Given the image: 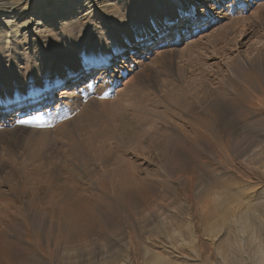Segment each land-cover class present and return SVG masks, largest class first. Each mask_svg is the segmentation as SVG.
<instances>
[{"label": "bare ground", "instance_id": "bare-ground-1", "mask_svg": "<svg viewBox=\"0 0 264 264\" xmlns=\"http://www.w3.org/2000/svg\"><path fill=\"white\" fill-rule=\"evenodd\" d=\"M88 1H90V0H88ZM118 1L120 2L119 4H112V5L107 6V13L104 12L105 13L104 14L103 12H100L102 15H99V13L96 12V11H99V6L96 4V2L94 0H91L87 4L86 9H88V5L90 6L93 4V6L95 7L94 13L95 12L97 13L96 16L94 15L93 11H91V15L89 17H87V16L83 17L84 21L86 19V22L82 21L81 23L77 24V30H78L77 35H75L73 37H69L66 34H63V35H60L61 39H59L58 37L56 38L53 35L52 36L51 35L46 36L47 33L50 34V31L46 30V28L48 27L47 25H49L48 23L55 24V23L60 22L61 20H67L68 17L70 16L69 15V12H70L69 6L70 5L72 6L73 5L72 3H75L76 0H0V79H1L0 90H2V89L4 90V94L1 95V98H0V131L1 130L8 131V130L12 129L14 131V134H17L19 132L23 133V131H26V129H27L26 126H25V129H22V126H21V128H18V127H16V125H19V124L22 125L24 123H26L28 125L29 122H32L33 124L36 122H43V124H47L48 122L50 123V121H53V120H51L49 118L48 114H50V116L53 114L54 115L57 114L58 118H59V116L61 117L62 115H64V116H66L65 119H67V116L69 114H71L72 112L80 110L82 107L84 108L83 105H84V102L86 100L94 99L92 96V94L95 93L94 91H99V92L101 91V94L104 95L103 94L104 92H108L109 89H111V87H115V85H114L116 83L115 78H114V80L110 79L112 76L111 72L114 69V67H117L118 64L121 63V64H123L124 67H129V69H131L132 65H130L129 63L136 64L137 61H138V63H140V62L142 63L143 60L150 59L151 58L150 55L153 54V52L151 51V48H150L152 46V44L158 42L159 43L157 45L158 48L164 47L166 44V40H169L168 36L170 33L169 30H170L171 26L176 25V28H177V24L180 23L181 21L186 22V21L190 20V23H196V22H198V20L207 19L212 24H215V23L220 24L221 23L220 25H218V27H216V29H215L216 31L212 35V40H210L208 42V44H209V47L212 48V50L218 48V46H219L220 50L219 51L216 50L217 52L215 51V53L217 55H219L220 57H223V58L225 55H228L227 49H229L228 48L229 44H227V43H230L229 42L230 36H232V35L236 36V34H235L236 30H238V31L240 29L243 30V29H245L246 26H251L252 27L251 30L248 28V30H247L248 32L247 31L245 32L246 34L243 32L244 37L250 41V39H253V37H254V32L252 29L254 27H256L255 28V30H256L257 26L259 25V24H257L259 22L257 20H258V18H260V16L259 15H258L259 17L256 16L257 15L256 13H255V15L249 14V10H250L249 6L254 5L255 0H136V4L132 5V6H131V2H128V0H118ZM211 3H213L212 6H211ZM222 3L225 4L223 10H221V7H217L218 5H220ZM199 5H202L201 6L203 8L202 11L204 12L203 16L205 18L199 17L197 15V9H198ZM63 7L64 8L66 7V10L64 9L65 12L63 11L64 13L63 12L62 13L61 12H54L52 15H49L51 10L55 11V10H57V9L59 10V8H63ZM134 8H136V14L131 16V11ZM216 10H217V12L215 13ZM255 12H257V11H255ZM29 14H30V16H29ZM97 15H99V16L97 17ZM255 16L257 17V20H256ZM36 17H38L36 29H39V28L44 29L45 28L44 31L42 32V34H45V37H44L45 43L44 44H40L39 41H41L40 40L41 37L38 33H36L37 30H34V32L32 34H30V37H28V38H22V39L15 40V44L13 46H11V44L9 42L8 43L6 42V38L4 35V29H6V28H10V30L14 29L15 30L14 35H16V34L22 32L25 28H28L31 25L33 19ZM254 18L257 21V23L254 22ZM14 20H16V21L13 23L12 21H14ZM250 20H253V21L250 22ZM162 21H164V22H162ZM11 23L14 25H12ZM211 23H210V25H211ZM169 24H171V25H169ZM73 25H74V23H72L70 25V27H72ZM259 26H258V28H259ZM18 27H20V28H18ZM243 31H245V30H243ZM133 32H136V33L133 34ZM175 33H177V31ZM197 33H198V30L195 28L193 30V33L190 35L195 36ZM238 35L240 36V34H238ZM238 35H237V37H239ZM258 36L260 37V35H258ZM10 37L11 36L9 35V38ZM24 37H27V36H24ZM177 37H178V35L175 36V40H174L175 42L173 45H176V43L179 41V40H177ZM257 39H259V38H257ZM232 40H233V38H232ZM239 40H241V38ZM30 41H32V43L35 44L34 45L35 51L33 53L28 52L27 55H23V53L21 52V45L24 44L26 46ZM61 41L65 42L66 46H63L60 43ZM238 41H237V43H238ZM25 42H26V44H25ZM258 42H259V40H258ZM45 44H47V45H45ZM262 44H263V42H262ZM258 45H260V44L258 43ZM196 47H198V45L194 44L193 48L184 49L183 51H181L179 53V56L184 58L185 55L189 54V55H191V56H189L191 59L190 58L189 59L192 60L193 49ZM206 47H207V45H206ZM261 47H262V45H261ZM247 48H248V46H247ZM3 49L4 50L10 49L8 56H7V60H5V61L2 58ZM26 49H28V48H26ZM208 49L206 50V52L208 51ZM255 49H257V48H255ZM139 50H142V53L145 55L136 59L135 56L137 55ZM202 50L204 51V48H201V51ZM259 50H261V49H259ZM175 51H177L175 48L174 49L163 48L161 50L156 51V53H159V55H154V57L152 56L153 58H151V60L152 61L155 60L156 62H160L166 56L168 57L169 54H175ZM209 51H211V50H209ZM84 52H87V54H89L88 56L91 55L90 58H92V56H95L93 58H94V60H96V63L93 60L90 62L88 61L84 64L78 62V60H77L78 58L76 56L79 54H83ZM196 54H198V53H196ZM204 54H205L204 52H200L201 56H199L197 58L199 60H202L203 59L202 57H204ZM128 56H130L129 60L125 61L124 59L127 58ZM214 56H216V55H214ZM253 56H255V54H253ZM261 56L258 54L256 59L261 61L260 60ZM210 57H208V58H210ZM217 58L218 57H216V59ZM18 59H20V61ZM141 59H143V60H141ZM23 60L26 62L25 65L20 64V65L16 66L18 61L21 62ZM190 60H187V61H190ZM195 61H197V60H195ZM190 62H192V61H190ZM190 62H188V63L190 64ZM253 65H254V63H253ZM214 67H216V65ZM230 67H231V69H230ZM99 70H100V72L98 74ZM1 71L3 72V74H1ZM226 72H230L231 75L230 76L223 75V77H222V74L220 76V74L217 75V73H216V75L212 74L213 76H211L212 80L219 81L220 79H222V81H224V83L222 82V83L216 84V85H219L218 89H217V86H216V89L215 88L212 89L213 86L212 87L210 86V88H207V87H204L202 85L200 88V86H198L196 83L192 84V83H186L184 81L183 82L188 84V86H186V84L182 85L183 82L180 85L176 84V83H172V84H170V87H167L165 89L166 92L164 90L165 94L163 93V95H161L160 99H163V101L151 100L153 98L150 99L149 96L145 93V90H142L140 88H133V89L131 88L130 89V87H125V89H123V90H118V93H120L121 91H123V93L119 94L118 97H116L111 102L106 103L109 106L104 105L105 109L108 108L107 110H105V111L102 110L103 112H101V110H99L96 113L89 114V115L83 114L82 116L74 118L72 123H68V121L66 120L64 125L60 126L58 129H56L55 133H57V135H59L60 140H63V143H61V145H59V147L55 144V141L53 139L50 141V137H49L50 134L49 133H47V134L34 133L33 138L29 136L30 140L33 139L35 142L34 141L26 142V143H28L26 146L27 156H29L30 161H33L34 159L39 158L40 156L42 157V155H44L48 159V161H47L48 165L51 163L49 161H53V158H54L57 161L64 163L65 164L64 168H66V170L70 171V169H71V171H70V173H71L70 178L71 179H72V177H74V175H73L74 172L75 173L80 172V177L86 178V179H82V181L87 180V177L88 178L90 177L92 180L93 179L92 176L93 177L105 176L108 178L109 177H114V178L115 177H127L128 179H132V180L139 179V180H137L138 184H139V181L141 179L147 180L148 178L149 179L153 178L154 180H155V178H160V179L162 178L163 180H164V178H166V180L169 179V182L171 179H173L176 182V184L180 180H183V181L186 180V184L189 187L188 189L192 190V189H195L197 187L200 188V193L202 195H200V194L199 195L202 196V201H200L197 198V195H196V198L201 202L200 204H202V203L204 204L203 208H205L207 213L209 212L208 209L213 210V211H218L220 204L225 205V206H229L231 208V203H232L231 201L232 200H230L231 198H229V197L231 195H233L231 193L232 189H231V187L227 186L226 183L224 184L225 181L223 182L221 180L222 178L226 177V176L222 177V175L226 172L224 170L226 167L223 169L219 168L217 166L215 167L212 161L209 162L210 161L209 158L212 159V157L216 155L217 149L220 147L226 148V146H227V148L229 150L231 144H233L231 141V132H232L231 130L236 131L239 129L240 130L243 129L245 132H247V134H246L247 136L245 135L246 139L248 140V144H249L248 149H246L247 161L249 162V161H251V159L254 160L255 158L264 156V70H262L259 67L258 68L255 67V65L252 66V62H251V65H248L246 57L245 56L243 57V54L241 55L240 52H237V58H235V59H233L232 54H231V58H230L229 65L227 67ZM5 73H8V74H5ZM88 74H89V76H87ZM227 74H229V73H227ZM85 76L88 77L87 82L80 84L81 80ZM137 77H138V75H137ZM203 77H206V76H203ZM86 78H84V80ZM2 79L4 80L3 84H1ZM211 79H210V81H212ZM195 80H197V79H195ZM58 87H60V88L58 89ZM128 88H129V91H128ZM42 89H46V96H45V100H44L45 103L39 104V101L42 97ZM0 94H1V92H0ZM230 94L231 95L235 94L237 97L231 98ZM55 96L59 97V99H57V100L54 99L53 97H55ZM189 97L191 98V100ZM15 100H17V101L20 100V102L15 103ZM53 100H54V103L56 101V103H57L56 106L53 108L48 107L47 105L51 104V102ZM162 102H163V104H162ZM218 102L220 103V106H221V108L219 107V109L217 107L218 106L217 104H219ZM165 103L176 108V113L174 115L168 113L169 110L165 106ZM16 106H20L21 108L16 113H14L13 110L15 109ZM205 106H206V108H204ZM157 107H163L164 111L163 112L162 111L156 112ZM199 108H200V110H202L201 112L199 111ZM46 113H48V114H46ZM231 114L236 115L235 117H237V115H238L240 118H238V119L236 118V120H232L234 117L232 116V118H231ZM40 116H43V117L40 118ZM174 117H176L177 120L179 121V122L177 121L178 125H176L177 124L176 123L175 124L176 128H174V127L170 128V126H168L167 124L168 123L173 124V121L175 123L176 121L174 120ZM36 124H38V123H36ZM219 132L221 135H219ZM76 138L78 140H76ZM233 139H235V138H233ZM246 139H243V140H246ZM27 141H28V139H27ZM171 141L174 142V145L170 144ZM234 143L237 144V142H234ZM57 150L60 152L59 160L54 155V153ZM221 150H222V148H221ZM225 150H227V149H225ZM225 150H224V152H225ZM226 153H228V151ZM228 154L230 155V153H228ZM155 157L158 160V163H159L158 166L159 167L157 166L156 169H153V168H151L150 164L152 165V162L154 161L153 158H155ZM222 157L224 158V156H222ZM2 158H0V159H2ZM39 159H42V158H39ZM207 159H209V161ZM232 160H234V158L231 159V162H232ZM261 161L262 160L260 159V162ZM244 162H243V164H245ZM187 163H189L188 168L186 166ZM250 163L251 162H249V164ZM1 164L2 163L0 162V166H2ZM218 164H220V162ZM200 165L203 166L202 168H205L206 170H208V172H209L208 175L200 176L198 174L200 169H201ZM70 166L73 168H70ZM221 166H222V164H221ZM246 166H248V165H246ZM48 167H50V166H48ZM0 168L2 171H4L3 167H0ZM18 168L16 166H12V171L11 172L7 171L8 175L11 176V178H14V179L17 178V176L19 175ZM241 169H242V167H241ZM250 169H251V167H250ZM250 169H246V170L249 173L253 172V170H250ZM49 170H51V169H49ZM39 171L40 170L38 169V170H36V172H32V173L37 175V174H39ZM244 171H245V169H244ZM41 173H42V171H41ZM28 175H29V173H28ZM76 175H78V174H76ZM187 175H189V176H187ZM253 176H254V174H253ZM253 176L251 175L252 178H253ZM257 176H259V174ZM77 177H79V176H77ZM80 177H79V180H80ZM219 177H222V178L220 179ZM247 178H249V177H247ZM73 179H75V178H73ZM249 179H251V178H249ZM79 180H77V181H79ZM163 180H161V181H163ZM258 180H260V179H258ZM37 181H39V180H37ZM108 181H110V178ZM141 181L143 182V180H141ZM174 181H172V182H174ZM245 181H247V180L245 179ZM86 182H88V181H86ZM172 182H170V183H172ZM252 182L255 183L254 180ZM101 183H103V182H101ZM230 183H231V181H230ZM80 184H78V182L76 184H74L73 189L77 191L80 188H82L83 186L81 185V187H80ZM105 184H106V182H105ZM105 184L104 185L101 184L102 186L100 188L97 187L98 190L101 191L100 193L102 194L101 197H99V199L97 196V198H96L97 200L102 201L103 199H105L104 192L107 193V188H106L107 185L105 187ZM146 184L145 185L147 187H148V185L150 186V184H153V186H154L155 182L149 183V181H148ZM179 184H177L178 187H180ZM145 185H143V186H145ZM182 185L183 184H181V187H182ZM184 185H185V183H184ZM258 185H260V184H258ZM84 186H86V185H84ZM118 187L119 186H117V185L116 186L112 185L111 189L113 191V194L117 195V190L119 189ZM140 187H138V188L140 189ZM150 187H152V186H150ZM154 187L156 188V185ZM170 187H171V189L174 188V187L172 188V186H170ZM134 188H136V187H134ZM155 188L152 187L151 189L154 190ZM164 188H165V186H164ZM184 188H186V186ZM20 189L22 190V189H26V188H25V186H22L21 188H19V190ZM82 189H80V191ZM123 189H124V186H123ZM162 189H163V186H162ZM171 189H169V190H171ZM144 190H145V188L142 189L141 191H144ZM152 190H150V191H152ZM157 190H158V187H157L156 191ZM166 190L169 191L168 189H166ZM176 190H178V188ZM180 190H179V192H180ZM23 191H22V193H24ZM136 191H137V189H136ZM139 191H138L137 195H139ZM197 191H199V190H197ZM254 191H256V190H254ZM119 192H121V191H119ZM129 192L126 194L129 195ZM152 192H151V194H153ZM192 192H193V190L191 191V193ZM239 192H240V190H239ZM20 193H21V191H20ZM50 193H51V195H53V193H54L55 196H51L50 198L46 197V198H49L48 201L45 198L44 199L46 200V203L48 204L49 209H50L48 212L54 213V211L57 210L56 209L58 207L57 205L60 206V204L65 202V197L63 195L59 196L61 194L58 195L55 192H50ZM123 193H125V192L122 191L121 194H123ZM133 193H134V191H133ZM154 193H155V191H154ZM171 193H173V192H171ZM121 194H119V195H121ZM126 194H125V196H126ZM160 194H162V193L160 192ZM176 194L177 193H175L173 195H176ZM247 194H248V192H247ZM192 195H190V196L188 195L189 199L191 200V205L197 206L196 205L197 202L195 204H193L194 202L192 201L193 200ZM121 196H124V195H121ZM129 196L131 197V195H129ZM129 196H127V198ZM159 196H161V195H159ZM130 197L126 201L127 203H124V204H126V206H124V204L121 202V204H123V207H126L127 209L129 207V210H131L130 208L134 209L136 206H139V203H140V202L137 203L136 200L134 201L133 200L134 197L133 198H130ZM148 197L149 196L147 195V198ZM233 197L234 196H232V198ZM127 198L125 197L124 200H126ZM178 198H182V196L178 197ZM85 199L83 198V199H79V201L76 200L73 202L76 203V205L80 206V209L82 207H85V206L90 207V203L86 202ZM96 199H94V200H96ZM152 199H149V200L152 201ZM175 199H177V195L175 196ZM97 200H96V202H97ZM173 200H174V198H173ZM183 200H186V198H184ZM237 201H239L238 198H237ZM39 202H43V201H39ZM113 202H114V200H113ZM174 202H175V200H174ZM178 202L180 203V201H178ZM242 202L244 203V201H242ZM46 203H45V206H46ZM98 203L100 205V201H98L96 204H98ZM110 203H111V205L113 204L112 202H110ZM188 203H189V200H188ZM176 204H178V203H176ZM180 204H179V206H180ZM250 204L251 203H249L247 205H250ZM30 205H32V204H30ZM185 205H187V204H185ZM94 206H96V205H94ZM107 206H108V203H107ZM173 206H175V205H173ZM31 207H33V206H31ZM61 207H63V206H61ZM117 208H118V205H117ZM243 208H244V206H243ZM263 208H264V206H263ZM94 209H93V211H94ZM136 209H137V207H136ZM174 209L175 208H173V211H177V212H173L171 210L173 214L169 210L170 213L172 214L171 217L169 218L171 220V222L172 223L173 222H182V220L186 221L185 223L190 227V232H189L190 235L188 233L187 234L192 239H189L190 237L186 233H185V237H187L189 239V241L190 240H192L193 242L200 241L202 237L199 235V233L197 234V231H196L197 224L191 216L187 215L188 214L187 211L191 210L192 208L188 209V210L183 209L184 214H186L188 216L185 218H184L185 215L183 214V212L179 211L180 208H179V210H178V208L175 210ZM247 209L249 211V208H247ZM181 210H182V208H181ZM195 210H196V208H195ZM225 210L226 209L224 208V211ZM93 211H91V213H93ZM115 211L116 210H114V212ZM185 211H186V213H185ZM45 212H44V215H45ZM85 212L87 213L86 210H85ZM97 212H99V211H97ZM111 212H113V211H111ZM201 212H203V211H201ZM228 212H229V210H228ZM230 212H231V209H230ZM242 212L243 211H241L240 213H242ZM256 212L258 213L257 210H256ZM1 213H3V212H1ZM99 213H97V215ZM109 213H110V210H109ZM116 213H118V210ZM21 214H23V213H21ZM88 214H89V212H88ZM104 214H103V217H104ZM112 214H114V213H112ZM156 215H158V214H156ZM161 215H163V214H161ZM214 215H215V213H214ZM37 216H39V215H37ZM37 216L31 217V219H32L31 221L32 222L41 221L42 218L40 219V217H37ZM80 216H82V215H80ZM227 216H230V214ZM249 216H244V217L247 218ZM28 217H30V216H28ZM64 217H65V215H64ZM77 217H78V214H77ZM98 217H99V215H98ZM118 217H117V219H118ZM159 218L160 217H158V219ZM167 218H166V220H167ZM62 219H63V216H62ZM92 219H94V218H92ZM96 219H97V217H96ZM98 219H100V217ZM125 219H127V217ZM125 219L124 220L120 219V220H123L122 221L123 225L126 221ZM144 219H146V218L144 217ZM51 220L52 219H50V222H51ZM163 220L165 221V219H163ZM227 220H228V218H227ZM248 220H249V218H248ZM255 220H257V218ZM118 221H119V219H118ZM160 221H161V219H160ZM26 222H28V221H26ZM166 222H169V220L162 222V223H166ZM28 223H30V221ZM43 223H47V222L44 221ZM86 223H88V222H86ZM155 223H157V222H155ZM155 223H153V224H155ZM39 224H40V222H39ZM129 224H130V222H129ZM131 224H133V223H131ZM88 225H89V223H88ZM120 225L122 226V224H120ZM172 225L176 226L175 223ZM249 225H248V227H249ZM81 226H83V225H81ZM97 227H98V225H97ZM178 227H180V226H178ZM165 228H166V224H165ZM180 228H183V227H180ZM175 229L172 230V232L174 233L173 234L174 236L173 235H171V236L177 237V238H173V239H179L180 241L185 243V240H184L185 238H184V233H183L184 230H183V232H177V231H180L182 229H180V230L179 229L175 230ZM159 230H160V228H159ZM152 231H153V229H152ZM117 232H119V231H117ZM145 232H146V230H145ZM164 232L166 233V230ZM212 232L213 231L211 230V234H212ZM112 233H114V232H112ZM126 233H128V232H126ZM130 234H132V233H130ZM149 235H151V234H149ZM83 237H82V239H83ZM131 238H134V237H131ZM158 238H160V237H158ZM187 238H186V241H188ZM84 240H85V238H84ZM138 242H139V240H138ZM169 242L171 243L170 240H169ZM12 243H13V241H12ZM18 243H21V242H18ZM32 243H34V242H32ZM104 245H105V243H104ZM129 245H131V244H129ZM146 246L147 245H145V247ZM153 248L155 249L156 252L149 251L146 248L147 249V255L154 253V255H152V259H151L152 261H150V262H152V264H172V262L174 260H172V258H170L168 256L169 254L173 255V252L169 251V249H172V248L167 246L166 243H163L162 241L160 243H158L156 247L154 246ZM87 249H85V250H87ZM3 252H2V254H3ZM67 252L68 251H66V253ZM262 253L264 255V252H262ZM84 254H83V256H84ZM124 254H126V253H124ZM183 254H185V253H183ZM120 256L121 255H119V257ZM73 257H72V259H73ZM81 257H82V255H81ZM87 257H90V256H87ZM259 257H261V254L259 255ZM4 258L5 257H3V259ZM17 258H19V257H17ZM51 261H53V260H51ZM61 261H62V259H61ZM72 261H74V260H72ZM78 261H80V260H78ZM101 262H103V261H101ZM115 262H117V261H115ZM4 264H10V263L5 262ZM89 264H90V261H89ZM260 264H264V257L263 256L260 259Z\"/></svg>", "mask_w": 264, "mask_h": 264}, {"label": "rangeland", "instance_id": "rangeland-1", "mask_svg": "<svg viewBox=\"0 0 264 264\" xmlns=\"http://www.w3.org/2000/svg\"><path fill=\"white\" fill-rule=\"evenodd\" d=\"M90 1H88V0H82V1L76 0L75 3H72L73 5L69 6L70 7L69 8V10H70L69 15L70 16L68 17V19L67 20H61L60 22L55 23V24L48 23L49 25H47L48 27L46 28V30L50 31V34L47 33L46 36H49V35L52 36L53 35L54 37H56V38L58 37L59 39H61L60 35H63V34H66L69 37H73V36L77 35V33H78L77 24L84 21V19H83L84 16L89 17L91 15V11H93V13H94L95 7L93 6V4L90 6L88 5V9H86L87 4ZM94 1L99 6V11H96L99 13V15H102L100 12H103V13L106 12L107 13V6L108 5L120 3L118 0L117 1L116 0H94ZM128 2H131V6L136 4V0H128ZM254 3H253L254 5L249 6V9H250L249 14L255 15V13H256L257 14L256 16H258V15L260 16V18H258V20H257V17L255 16L256 20L259 21L258 23L254 18V22L260 25V26L258 25L259 28L257 26L256 30H255L256 27H254L252 29L254 32V37H253V39H250V41L247 38H245L243 34L248 30V28L251 30V28H252L251 26H246L245 29H243L245 31H243L241 29L239 31L236 30L235 31L236 36H233V35L230 36L231 41L229 40L230 43H227V44H229L228 45L229 49H227L228 55H225L224 58L220 57L219 55H217L215 53L216 50L217 51L220 50L219 46H218V48L212 50V48H210L209 44H208V42L210 40H212V35L216 31L215 30L216 27H218V25H220L221 23L220 24H218V23L212 24L207 19L198 20V22H196V23H190V20H188L186 22L181 21L180 23L177 24V28H176V25L171 26V28L169 30L170 33L168 36L169 40H166V44L164 47L158 48V46H157L159 44L158 42L152 44V46L150 47L151 51L153 52V54L150 55L151 58H153L154 55H159V53H156V51L161 50L163 48H167V49H174L175 48L177 50V51H175V54H169L168 57L166 56L167 58L166 57L163 58L160 62H156L155 60L152 61L150 58V59H146V60L141 59V60H143L142 63L141 62L138 63V61L136 64L129 63L130 65H132L131 69H129V67H124L123 64L119 63L118 66L114 67V69L112 70V72H111L112 76L110 78L111 80H114V78H115V82H116L114 84L115 87H111V89H109L108 92H104L103 93L104 95L101 94V91L100 92L94 91L95 93L92 94L94 99L86 100L84 102V105H83L84 108L82 107L80 110L72 112L71 114H69L67 116V119H65L66 116H64V115H62L61 117L59 116V118H58L57 114L56 115L53 114L54 116L53 115L50 116V114L46 113L49 115V118L51 120H53V121L49 120L50 123L48 122L47 124H43V122H36L38 124H36V123L33 124L32 122H29V123L27 122L28 125L26 123H24L22 125L19 124V125H16V127L21 128V126H22V129H25V126H26L27 129H26V131H23V133L19 132L17 134H14V131L12 129L8 130V131H3V130L0 131V133H1L0 134V158L3 157L2 159H0V162L2 163L1 164L2 166H0V167H3V169H4V171H2L0 168V211L3 212V213H1V212L0 213L2 215L4 214L3 216L0 214V263L1 264H4L5 262H9L10 264H47V263L48 264H62V263L63 264H89V261H90V264H101V263L102 264H104V263L105 264H127V263L128 264H152V262H150V261H152L151 259H152V255H154V253L147 255V249L149 251L156 252L153 247L154 246L156 247L157 244L160 243L161 241L163 243H166V245L169 246L170 248H172V249H169V251H172L173 255L172 254L168 255L170 258H172V260H174L172 262V264H260L261 257L262 256L264 257V255L262 253V252H264V208H263V206H264L263 205L264 204V188H263L264 187V174H263L264 173V156L255 158L254 160L251 159V161H249L251 163L249 164V162L247 161V158H246L247 157L246 149H248V145H249L248 140L246 139L247 132H245L243 129H241V130L239 129L236 131L231 130L232 131L231 132V141L233 144H231V146L229 148L230 151L228 150L227 146H226V148L220 147L217 149L216 155L213 156L214 158L212 157L213 160L211 158H209L210 161H209V159H207L209 162L212 161L215 167L217 166V167L222 168V169L226 167L224 169L226 172L222 175V177H224V176H226V177H224V178L219 177V178L220 179L222 178L221 180L223 182L225 181L224 184L226 183L227 186L231 187V189H232L231 193L233 194L229 197V198H231L230 200H232L231 201L232 202L231 208L229 206H225V205L220 204L218 211H213V210L208 209V211H209L208 213L206 212L205 208H203L204 204L203 203L200 204L201 203L200 201H202V196H200V195H202L200 193V188L197 187L198 188L197 189L194 187L195 189H192L193 192L191 193L192 190L188 189L189 187L186 184V180L185 181L180 180L177 183V184L180 183L179 184L180 187H178V185L176 184V182L173 179H171L170 182H172V181H174V182L170 183L169 179L166 180V178H164V180L162 178L161 179L155 178V180L153 178L152 179L148 178L147 180L141 179V180H143V182L140 180L141 181V182L139 181L140 185L138 184V181H137L139 179H134L135 180L134 181L132 179H128L127 177H115V178L109 177L110 181L112 180L110 182V181H108L109 180L108 177H105V176L93 177L92 176V178H93L92 180L90 177L89 178L87 177V180H85V181L83 180L84 181L83 182L82 179H86V178H84L82 175L81 176L83 178H81L80 172H77V171H76L77 173H75V172L73 173L74 177H72V179L73 178H75V179L72 180L70 178L71 169H70V171L66 170V168H64L65 167L64 163H61L60 161H57L56 159L53 158V161H49L51 163L48 165V163H47L48 159L44 155H42V157L41 156L39 157L42 159L36 158L33 160L34 161L33 162V161H30V158H29V156H27V151H26V146L28 144L26 142L34 141L33 139L30 140V138H29V136L33 138L34 133H38V134L49 133L50 134V136H49L50 141L53 139L55 141V144L59 147V145H61V143H63V140H60L59 135H57V133H55L56 129H58L60 126L64 125L66 120L68 121V123H72L74 118L82 116L83 114L89 115V114L96 113L99 110H101V112L107 110L108 108L105 109L104 105L109 106L106 103L111 102L116 97H118L119 94L123 93V91L118 93V90H123V89H125V87H130V89L131 88L132 89L133 88H140L142 90H145V93L149 96V98L150 99L153 98L151 100H156V101H158V100L163 101V99H160L161 95H163V93L165 94V92H166L165 89L167 87H170V84H172V83H176V84L180 85L184 81L186 83H192V84L196 83L198 86H200V88L202 85V86L207 87V88H210V86L211 87L213 86L212 89H214V88L216 89V86H217V89H218L219 85H216V84H219L222 82L224 83V81H222V79H220L219 81L216 80L217 82L215 80H212L211 79V76H213L212 74L216 75V73H217V75L220 74V76L222 74V77H223V75L230 76L231 73L226 72V70H227V67L229 65L231 54H232L233 59H235V58H237V52H240L241 55L243 54V57L244 56L246 57L248 65H251V62H252V66L255 65V67H257V68L259 67L262 70H264V64H263L264 63V0H255ZM212 4L213 3H211V6H212ZM201 6L202 5L198 6L197 15L199 17H204L203 16L204 12L202 11L203 8ZM224 6H225V4L222 3V4L218 5L217 7H221V10H223ZM64 9L66 10V7L65 8L64 7L59 8V10L57 9L55 11L51 10L49 15H52L54 12H61V13L63 11L65 12ZM255 11H257L258 13ZM96 12L94 13L95 16L97 14ZM216 12H217V10L215 11V13ZM135 14H136V8H134L131 11V16H133ZM99 15H97V17ZM29 16H30V14H29ZM15 21L16 20H14L12 22L14 23ZM252 21L253 20H250V22H252ZM37 22H38V17L33 19L31 25L28 28H25L22 32H20L16 35H14V31H15L14 29H11V30H10V28L4 29V35L6 38V42L7 43L9 42L11 44V46H13L15 44V40L22 39V38H28V37H30V34H32L34 32V30H37L36 33H38L40 35V37H41L40 40L42 41V42L41 41H39V42H40V44H44L45 43V39H44L45 34H42V32L44 31L45 28L44 29L43 28L36 29ZM84 22H86V19ZM162 22H164V21H162ZM72 23H74V25L72 27H70V25ZM210 23H211V25H210ZM12 25H14V24H12ZM169 25H171V24H169ZM18 28H20V27H18ZM195 28L198 30V33L195 36L190 35L193 33V30ZM176 31H177V33H175ZM135 33L136 32H133V34H135ZM237 33L240 34V36ZM9 35L11 36L10 38H9ZM176 35H178L177 40H179V41L176 43V45H173L175 42L174 40H175ZM237 35L239 37H237ZM258 35H260V37ZM24 36H27V37H24ZM231 37L233 38V40ZM240 38L242 41L239 40ZM257 38H259V39H257ZM236 40L238 41V43ZM258 40H259V42H258ZM262 42H263V44H262ZM60 43L63 46H66L65 42L61 41ZM258 43L260 45H258ZM25 44H26V42H25ZM194 44H197L198 47L193 49L192 60H190L191 58L189 56H191V55H189V54L185 55L184 58L179 56V53L181 51H183L184 49L193 48ZM34 45L35 44H33L32 41H30L26 46L24 44L21 45V52L23 53V55H27L28 52L33 53L35 51ZM45 45H47V44H45ZM206 45H207V47H206ZM261 45H262V47H261ZM247 46H248V48H247ZM26 48H28V49H26ZM201 48H204V51L203 50L201 51ZM255 48H257V49H255ZM207 49H208V51L206 52ZM259 49H261V50H259ZM209 50H211V51H209ZM9 51H10V49L9 50L3 49L2 58L4 59V61L7 60V56H8ZM200 52L205 53L204 57H202L203 61L199 60L197 58V57L201 56ZM196 53H198V54H196ZM213 54L216 56H214ZM253 54H255V56H253ZM258 54L260 56L262 55L260 57L261 58L260 60L262 62L256 59ZM88 55L89 54H87V52H84L83 54L77 55L76 57L78 58L77 59L78 62L84 64L88 61L90 62L93 60L96 63V60H94V58H93L95 56H92V58H90L91 55L90 56H88ZM144 55L145 54L142 53V50H139L137 55L135 56V58L138 59L139 57L144 56ZM129 57L130 56H128L124 60L128 61ZM208 57H210V58H208ZM216 57H218V58L216 59ZM18 60L20 61V59H18ZM187 60H190L192 62L187 61ZM195 60H197V61H195ZM19 61L17 62L16 66H18L20 64H24V65L26 64V62L24 60L21 62H19ZM188 62H190L191 65ZM253 63H254V65H253ZM215 65H216V67H214ZM230 69H231V67H230ZM99 72H100V70L98 71V74H99ZM227 73H229V74H227ZM1 74H3L2 71H1ZM5 74H8V73H5ZM89 74L87 76H89ZM137 75H138V77H137ZM87 76H85L84 78H86ZM203 76H206V77H203ZM84 78L81 80L80 84L87 82L88 77L85 80H84ZM195 79H197V80H195ZM210 79L212 81H210ZM0 81H1V79H0ZM184 82L182 85L186 84ZM3 83H4V80L2 79L1 84H3ZM186 86H188V84H186ZM59 88L60 87H58V89ZM164 90H165V92H164ZM128 91H129V88H128ZM0 92H1V94H0V98H1V95L4 94V90L2 89V90H0ZM45 96H46V89H42V97L39 101V104L45 103L44 102ZM230 96H231V98L237 97L235 94H232V95L230 94ZM53 98L56 100L59 99V97H57V96H55ZM190 100H191V98H190ZM19 102H20V100H18V101L15 100V103H19ZM56 104H57L56 101L54 103V100H53L51 102V104H49L47 106L53 108L56 106ZM162 104H163V102H162ZM217 105H218L217 106L218 109H219V107L221 108L220 103ZM165 106L169 110L168 111L169 114L174 115L176 113L175 107H172V106L168 105L167 103H165ZM20 108H21L20 106H16L15 109L13 110L14 113H16ZM204 108H206V106ZM161 111L162 112L164 111L163 107H157L156 108V112H161ZM199 111L201 112L202 110H200V108H199ZM232 116L235 118V119L233 118L232 120H236V118L237 119L240 118L238 115H237V117H235L236 115L231 114V118H232ZM42 117L43 116H40V118H42ZM174 120L176 121L175 123L173 121V124H171V123L167 124L168 126H170V128L171 127L176 128V125H178L179 121L177 120L176 117H174ZM219 135H221L220 132H219ZM233 138H235V139H233ZM27 139H28V141H27ZM243 139H246V140H243ZM76 140H78V139L76 138ZM174 142L171 141L170 144L174 145ZM234 142H237L238 145ZM221 148H222V150H221ZM225 149H227V150H225ZM224 150H225V152H224ZM57 151L54 153V155L59 160L60 152L59 151L57 152ZM227 151H228V153H230V155L228 153H226ZM222 156H224V158ZM230 158L231 159L234 158V160H232L233 163L231 162ZM260 159L262 160L261 162H260ZM153 160L154 161L152 162V165L150 164V166H151V168L156 169L157 166L159 165V163H158V160L156 157L153 158ZM242 161L243 162L245 161L244 162L245 164H243ZM219 162H220V164H218ZM189 163H187V165H186L187 168L189 167ZM221 164H222V166H221ZM246 165H248L249 167ZM12 166H16L17 168L19 167L18 168L19 175L15 179L11 178V176H9L7 173V171L8 172L12 171ZM48 166H50V167H48ZM200 166H201L202 170L200 169L198 174L200 176L208 175V173H209L208 170H206L205 168H202L203 167L202 165H200ZM241 167L243 170L241 169ZM250 167H251V169H250ZM37 168L40 170L39 174H37V175L33 174L32 172H36V170H38ZM48 168L51 170H49ZM70 168H73V167L70 166ZM244 169H245V171H244ZM246 169L253 170V172L249 173ZM41 171H42V173H41ZM28 173H29V175H28ZM76 174H78V175H76ZM253 174H254V176H253ZM258 174H259V176H257ZM251 175L253 176V178L251 177ZM77 176L80 177V180H79V177H77ZM187 176H189V175H187ZM247 177H249L251 179H249ZM76 179L79 181H77ZM245 179L247 181H245ZM258 179H260V180H258ZM37 180H39V181H37ZM161 180H163V181H161ZM253 180L255 181V183L252 182ZM86 181H88V182H86ZM148 181H149V183L155 182L154 186L156 185V188L153 186V184H150V186L155 188L154 190H152L151 189L152 187H150L149 185H148V187L146 186L147 185L146 183ZM230 181H231V183H230ZM77 182H78V184L81 183L80 187L82 185L83 186L82 188L84 190L82 188H80V189H82L81 191H80V189L77 191L73 189V185L76 184ZM101 182H103V183H101ZM105 182H106V184H105ZM184 183H185V185H184ZM101 184L102 185L105 184V187L107 185V187H106L107 193L104 192L105 199H103L102 201L96 199L97 196L99 199V197H101V195H102L100 193L101 191L98 190V188H97V187L100 188L102 186ZM181 184H183L182 187H181ZM256 184L257 185L260 184V185L257 186ZM84 185H86V186H84ZM112 185L113 186H116V185L119 186L118 187L119 189L117 190V195L113 194V191L111 189ZM143 185H145V186H143ZM22 186H25L26 189H22V190L20 189L19 190V188H21ZM123 186H124L125 190L123 189ZM162 186H163V189H162ZM164 186H165V188H164ZM170 186H172V188L173 187L174 188L171 189ZM183 186L184 187L186 186V188H184ZM134 187H136V188H134ZM138 187H140V189ZM157 187H158V190L156 191ZM176 187L178 188V190H176L177 189ZM144 188H145L144 191L146 193L144 191H141ZM136 189H137V191H136ZM166 189H168V190L171 189V190L167 191ZM253 189L256 191H254ZM150 190H152L153 192ZM179 190H180V192H179ZM197 190H199V191H197ZM239 190H240V192H239ZM20 191H21V193H22V191L24 193L21 194ZM49 191L55 192L58 195L61 194L59 196L63 195L65 197V202L60 204V206L57 205L58 206L56 208L57 210L54 211V213L48 212L50 209H49L48 204L46 203V200L48 201L51 196H55L54 193H53V195H51V193ZM119 191H121V192H119ZM122 191L125 193L121 194ZM133 191H134V193H133ZM138 191H139V195H137ZM154 191H155V193H154ZM128 192H129V195H131V197L126 194ZM151 192L153 194H151ZM160 192L162 194H160ZM171 192H173V193H171ZM247 192H248V194H247ZM175 193H177L176 195H177L178 200L175 199L176 195H173ZM119 194L124 195V196L126 194V196H125L126 198H127V196H129L130 198L134 197V199H133L134 201L136 200L137 203L140 202L139 206H136L137 209L135 207L134 209L130 208L131 210H129L128 206H127L128 209L126 207H123V204L127 203L126 201L128 200L129 197L126 200H124L125 197L121 196ZM158 194L161 196H159ZM179 194L182 196L183 199L186 198L187 201L183 200L182 198H178V197H181ZM147 195L149 196L148 198H147ZM188 195L193 196V198H192L193 199L192 201L194 202L193 204H195L197 202L196 203L197 206L191 205V200L189 199ZM196 195L200 201L196 198ZM232 196H234V197L232 198ZM46 197H49V198H46ZM83 198L84 199L86 198L85 199L86 202L90 203V207L85 206V207H82L80 209V206L76 205V203L73 202L76 200L79 201V199H83ZM173 198H174L175 202H174ZM237 198L239 201H237ZM94 199H96L97 202L100 201V205H99V203L96 204L97 202ZM149 199H152V201ZM113 200H114V202H113ZM188 200H189V203H188ZM39 201H43V202H39ZM178 201H180L181 204ZM240 201L241 202L244 201V203L243 202L241 203ZM110 202H112L113 204L111 205ZM121 202L123 204H121ZM45 203H46V206H45ZM107 203H108V206H107ZM176 203H178V204H176ZM249 203H251V204L247 205ZM30 204H32V205H30ZM179 204H180V206H179ZM185 204H187V205H185ZM94 205H96V206H94ZM117 205H118V208H117ZM173 205H175V206H173ZM31 206H33V207H31ZM61 206H63V207H61ZM124 206H126V204H124ZM243 206H244V208H243ZM173 208H175V209L178 208V210L180 208L179 211H182L183 214H184L183 209L188 210V209L192 208L191 210L187 211V213H188L187 215L191 216L194 219V221L196 222L197 234L199 233V235L202 237L200 241H197V242H193L192 240L189 241V239H192V238L189 236L190 235V233H189L190 227L185 223L186 221L182 220V222H173V223L171 222V220L169 218L173 214L172 213ZM181 208H182V210H181ZM195 208H196V210H195ZM224 208L227 211L226 210L224 211ZM229 208L231 209V212H230ZM247 208H249V211ZM93 209H94V211H93ZM44 210L45 211L47 210V211L45 212ZM85 210L87 211V213L85 212ZM109 210H110V213H109ZM114 210H116V211L114 212ZM117 210H118V213H116ZM169 210L170 211L172 210L171 211L172 214L170 213ZM228 210H229V212H228ZM240 210L243 212L240 213L241 212ZM256 210L258 211V213L256 212ZM91 211H93V213H91ZM97 211H99L101 214ZM111 211H113V212H111ZM201 211H203V212H201ZM44 212H45V215L47 214L46 216L44 215ZM88 212H89V214H88ZM96 212L99 213L98 215H99L100 219H98L99 217H98ZM173 212H177V211H173ZM21 213H23V214H21ZM112 213H114V214H112ZM185 213H186V211H185ZM214 213H215V215H214ZM77 214H78L79 218L77 217ZM103 214H104V217H103ZM156 214H158L159 216ZM161 214H163V215H161ZM229 214H230V216H227ZM34 215L35 216L39 215L37 217H40V219L42 218L41 221L32 222L31 217H35ZM64 215H65V217H64ZM80 215H82V216H80ZM184 215H185L184 218L188 217L186 214H184ZM28 216H30V217H28ZM62 216H63V219H62ZM95 216L97 217V219ZM143 216L146 219H144ZM244 216H249V217L246 218ZM117 217H118L119 221H118ZM124 217L125 218L127 217L128 220L125 219ZM158 217H160V218L158 219ZM92 218H94V219H92ZM166 218H167V220H166ZM227 218H228V220H227ZM248 218H249V220H248ZM254 218L255 219L257 218V220H255ZM50 219H52L51 220L52 223L50 222ZM120 219H123V220L125 219L127 221V222L125 221L126 224L124 223V225H123V222H122L123 220H120ZM160 219H161V221H160ZM163 219H165V221L169 220V222L162 223V222H165ZM26 221H28V222L30 221V223H28ZM44 221L47 223H43ZM39 222H40V224H39ZM86 222H88L89 225ZM129 222H130V224H129ZM155 222H157V223H155ZM131 223H133V224H131ZM153 223H155V224H153ZM174 223L176 224V226L172 225ZM248 223L249 224L251 223V224L249 225ZM120 224H122V226ZM165 224H166V228H165ZM81 225H83V226H81ZM97 225H98V227H97ZM177 225L180 227H183V228H180ZM248 225H249V227H248ZM159 228H160V230H159ZM152 229H153V231H152ZM164 229L166 230V233L164 232L165 231ZM174 229L175 230L182 229V230L177 231V232H183V230H184L183 233H184L185 243L180 241L179 239H173V238H177V237H173L174 233L172 232V230H174ZM145 230H146V232H145ZM211 230L213 231L212 234H211ZM117 231H119V232H117ZM112 232H114V233H112ZM126 232H128V233H126ZM129 232L132 234H130ZM185 233L189 234V235L187 234L190 237L189 239L187 237H185ZM149 234H151V235H149ZM171 235H173V236H171ZM82 237H83V239H82ZM131 237H134V238H131ZM158 237H160L161 239ZM84 238H85V240H84ZM186 238L188 241H186ZM138 240H139V242H138ZM169 240L171 241V243L169 242ZM12 241H13V243H12ZM18 242H21V243H18ZM32 242H34V243H32ZM104 243L106 246L104 245ZM129 244H131V245H129ZM145 245H147L148 247L147 246L145 247ZM85 249H87V250H85ZM66 251H68L67 252L68 254L66 253ZM2 252H3V254H2ZM124 253H126V254H124ZM183 253H185V254H183ZM83 254H84V256H83ZM258 254L259 255L261 254V257H259ZM81 255H82V257H81ZM119 255H121L120 256L121 258L119 257ZM87 256H90V257H87ZM3 257H5V258L3 259ZM17 257H19V258H17ZM72 257H73V259H72ZM60 258L62 259V261ZM50 259L53 261H51ZM72 260H74L75 262ZM78 260H80V261H78ZM100 260L103 262H101ZM114 260L117 262H115Z\"/></svg>", "mask_w": 264, "mask_h": 264}]
</instances>
